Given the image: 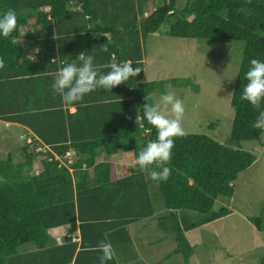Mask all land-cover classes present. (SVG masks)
<instances>
[{
	"label": "trees",
	"instance_id": "trees-1",
	"mask_svg": "<svg viewBox=\"0 0 264 264\" xmlns=\"http://www.w3.org/2000/svg\"><path fill=\"white\" fill-rule=\"evenodd\" d=\"M177 1L0 0V14L8 9L17 14L16 29L8 37L0 35V57L6 62L0 69V119L21 123L35 136L18 152L0 158V264H101L97 245L103 240L115 249L106 264H118L117 255L133 252L127 226L154 213L150 186L155 183L167 209L157 224L175 242L159 262L180 254L183 264H190L194 247L186 231L231 212L227 205L213 206L219 196L233 195V181L257 158L239 146L244 140H259L262 133L252 127L257 110L240 97L250 60L264 61V0H182L181 7ZM163 23L164 34L171 37L241 41L242 53L230 98L234 113L227 141L196 133L175 138L167 165L171 176L156 181L136 163L120 165L118 171L98 154L131 152L136 159L156 138L146 120L143 127L135 123L137 115L143 117L145 96L151 98L155 89L164 94L167 82L198 90L189 77L142 80L146 39ZM29 24L35 25L26 33L38 48L35 61L14 41L20 27ZM80 53L93 55L95 65L109 62L115 53L119 61L131 60L142 71L111 91L85 95L71 113L51 85L59 68L81 63ZM263 216L248 220L261 231ZM65 224L78 229V239L65 235L58 243ZM26 245L33 249L20 254ZM258 263L264 264V254Z\"/></svg>",
	"mask_w": 264,
	"mask_h": 264
},
{
	"label": "rangeland",
	"instance_id": "rangeland-1",
	"mask_svg": "<svg viewBox=\"0 0 264 264\" xmlns=\"http://www.w3.org/2000/svg\"><path fill=\"white\" fill-rule=\"evenodd\" d=\"M183 4L184 1H177V7ZM166 29L167 25L163 23L155 34L146 39L142 80L191 78L198 86L197 91L190 86L175 87L167 82L163 86L164 93L174 92L184 102L182 125L185 133L204 134L224 143L230 135L233 120L230 98L241 58L242 42L171 37L164 34ZM161 95L163 94L155 89L151 93L153 102L159 100ZM210 123H214V126H210ZM6 133L3 131L0 134L1 158L7 154L3 141H8L9 144L17 141L15 136L5 137ZM239 146L255 152L257 158L233 181V195L219 196L215 201L214 210L227 205L231 212L186 231L187 239L194 247L190 264H259L258 258L264 254V218L261 231L248 220V216L264 213V131L259 140H244ZM71 158L72 153L69 161ZM98 158L111 161L118 171L120 165L130 166L136 161L131 152L111 155L100 152ZM150 193L154 213L151 217L127 226L133 241V252L129 249L125 255H117V262L183 264L180 254H171L169 258L159 262L174 248L173 237L170 233L165 241L159 242L157 235L164 230L158 226L157 217L167 213V209L156 183L151 184ZM69 229L64 236L70 232ZM23 248L24 246L20 249Z\"/></svg>",
	"mask_w": 264,
	"mask_h": 264
},
{
	"label": "clouds",
	"instance_id": "clouds-1",
	"mask_svg": "<svg viewBox=\"0 0 264 264\" xmlns=\"http://www.w3.org/2000/svg\"><path fill=\"white\" fill-rule=\"evenodd\" d=\"M16 27L15 10L8 9L0 14V35L10 36ZM54 39H56L55 36ZM103 51H108L106 44H104ZM29 58L34 59V57ZM77 58L81 63L78 65L73 61L59 68L51 85L53 92L61 97L62 103L66 106L75 105L82 101L85 95L97 89L111 91L113 87L126 83L130 77H136L142 71L141 67L133 68L131 60L119 61L115 53H112L109 62L102 65L94 64L93 55L85 56L84 53H80ZM5 63V59L0 57V69L5 67ZM101 69H108V71L103 72ZM245 79L247 83L243 86L240 98L250 103L258 112L252 127L264 131V108H262L264 104V61L251 59ZM145 100L147 103L143 105V117L137 115L135 123L143 127V121L146 120L156 130V138L148 141L139 151L135 163L141 171L148 173L150 179L167 181L171 176V169L167 165L172 159L175 138L185 135L182 125L185 105L171 91L161 95L155 102H151L149 96H145ZM153 165L155 167H152ZM97 250L102 253L101 264H106L115 256V249L108 240L101 241L97 245Z\"/></svg>",
	"mask_w": 264,
	"mask_h": 264
},
{
	"label": "crops",
	"instance_id": "crops-1",
	"mask_svg": "<svg viewBox=\"0 0 264 264\" xmlns=\"http://www.w3.org/2000/svg\"><path fill=\"white\" fill-rule=\"evenodd\" d=\"M34 29H35V25L34 24H29L28 26L20 27L19 35L14 39V41L20 43L23 46L24 52H25V54L27 55L28 58L29 57H34V59L29 58L31 61H35L36 60L35 54H36L38 48L33 44V40L32 39L26 37V33H27V31H29V32L34 31ZM145 56H144V58H145ZM144 68H145V61H144ZM143 77H144V75H143ZM68 110L71 113L74 112L75 111V106H68ZM0 129L2 130V131H0V134L3 131L7 132L5 134L6 135L5 137H7V136L11 137V135H12L13 137L15 136V138L17 139L16 143L12 142L11 144H9L8 141H6V142L3 141V143H5L4 146H6L7 153L9 151H11V150H13L15 152H18V149L24 144L25 141L26 142H30L31 138L35 137L34 133L27 126H25V125H23L21 123H18V122H14V121H7V120L0 119ZM14 131H16V132L13 135ZM67 153L69 155H70V153L73 154V150H70ZM76 225H77V223H76ZM69 228H71L70 224H65V225L60 227L59 235L56 238L58 243H61L62 237L64 236V234L67 232V230ZM71 229H69L70 232H68L66 236H71L72 240L75 239V238L78 239V235H79L78 229H76L74 231H72ZM168 234H170V233L169 232H165V231H160V233H158V235H157L158 239H159V242L165 241V238H166V236ZM172 245L175 246L174 240H173V244ZM31 249H33V246L26 245V246H24L23 249H20L19 252H20V254H22V253H26L28 251H31Z\"/></svg>",
	"mask_w": 264,
	"mask_h": 264
}]
</instances>
